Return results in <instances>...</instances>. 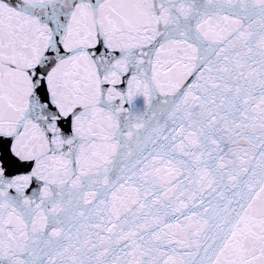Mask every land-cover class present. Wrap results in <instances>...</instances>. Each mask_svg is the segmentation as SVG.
<instances>
[{
	"label": "snow or ice",
	"instance_id": "obj_1",
	"mask_svg": "<svg viewBox=\"0 0 264 264\" xmlns=\"http://www.w3.org/2000/svg\"><path fill=\"white\" fill-rule=\"evenodd\" d=\"M0 264H264V0H0Z\"/></svg>",
	"mask_w": 264,
	"mask_h": 264
}]
</instances>
